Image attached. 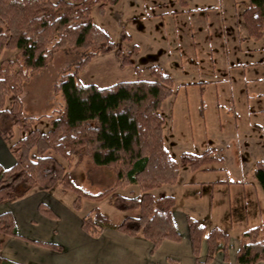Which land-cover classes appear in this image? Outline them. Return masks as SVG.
Returning a JSON list of instances; mask_svg holds the SVG:
<instances>
[{"label": "trees", "instance_id": "16d2710c", "mask_svg": "<svg viewBox=\"0 0 264 264\" xmlns=\"http://www.w3.org/2000/svg\"><path fill=\"white\" fill-rule=\"evenodd\" d=\"M121 0H0V57L4 50H16L15 59L0 63V137L9 142L15 163L7 168L0 164V205L20 199L35 190L73 192V208L83 207L84 199H108L125 214L115 221L95 206L82 219V229L99 237L105 228H113L132 237H142L153 243L152 254L161 243L182 240L173 219L176 204L173 195L157 197L152 190L164 184H174L180 166L208 169L215 161L214 148L201 154L183 152L180 160L172 157L164 143L166 118L164 101L173 92L172 77L158 66H151L155 79L137 78L100 87L83 83L80 73L100 54L115 51L122 66L133 60L120 43L110 40L97 25L92 12L100 13ZM250 37L264 35V0H247L243 12ZM124 40L129 36L122 34ZM69 50L82 54L73 71L63 75L55 87L64 99L58 116L50 115L51 128H33L35 117L24 111L23 84L30 74L46 69L53 52ZM10 97V102H8ZM16 128L22 132L15 138ZM76 156L77 161H76ZM87 156L90 165L87 177L103 187L98 194L79 187L71 178L69 164H77ZM253 176L264 189V159L259 160ZM137 185L124 194L119 189ZM39 211L50 217L59 215L41 202ZM190 238L196 264H209L218 252L225 263L230 262V234L214 227L207 234L206 226L188 217ZM9 237L62 251L61 244L35 240L22 235L11 211L0 213V248ZM208 242L206 259H200L202 241ZM173 260V259H172ZM264 261V222L242 233L237 251V264ZM0 264H21L0 256Z\"/></svg>", "mask_w": 264, "mask_h": 264}, {"label": "rangeland", "instance_id": "374dc122", "mask_svg": "<svg viewBox=\"0 0 264 264\" xmlns=\"http://www.w3.org/2000/svg\"><path fill=\"white\" fill-rule=\"evenodd\" d=\"M131 1L121 0L109 11L107 7L103 14L95 7L92 18L107 32L111 41L120 43L123 50L131 55L133 64L116 67L112 63L105 66L104 63H100V60L94 61L82 80L99 82L97 79H104V82L99 83L106 85L115 83L116 79L133 77L148 79L151 76L155 78L150 67H160L174 80V92L162 105V111L167 119L164 124L165 139L169 142V137L173 136L179 143V148H173L175 150L173 153L177 155L181 149L188 150L189 148L204 152L217 144L219 145L218 154L224 156L222 165L226 167V170L224 173L215 174L216 178L229 177L231 181L250 178L256 180L253 170L257 162L264 159V64L251 69L243 65L239 70H233L229 69L227 64L217 61V59L220 60V56L217 58L215 54L211 55L210 52L204 51V49L207 50L208 44L210 49L213 48V53H216V47L219 52L223 47L228 54L229 43L224 39L222 41V38L228 39L229 36L223 34L222 27L227 28L229 21L233 25L238 21L241 16L240 9L242 5H245L246 9L247 0H241L239 5L236 0H194V3L199 5L198 7H208L204 8L205 13L202 15H194L202 17L201 19L204 18L208 23L203 24V27H206L205 33L198 32L193 35L191 32L188 36L183 33L185 37H183L182 47L180 46L181 39L177 40L171 32L175 24L173 22V26L170 27V18L164 17L165 15L160 16L162 12L159 16L154 15L153 18L147 14H151L152 9H156L155 5H149L151 1L159 3L160 7L165 5L163 7L165 9L185 6V0H168L167 4L164 0H135L134 6H131ZM140 12L144 14L137 15ZM243 12L241 18L247 31ZM119 13L122 16H119ZM185 14L181 17L189 25L191 17L189 13ZM238 26L240 28V22ZM123 33L129 35L125 40ZM233 41L239 42L236 39ZM247 45L255 49L252 51V58L264 60V35L258 39L252 37ZM206 52L208 56L204 57ZM201 55L204 59L200 57ZM82 56L80 53H72L69 50L54 51L48 67L30 74L29 80L23 84L24 111L27 116L35 117L33 128H39L42 131H48L51 128L50 115L58 116L64 107V99L60 93H57L55 87L65 73L75 69ZM223 56L227 58L225 54ZM228 57L233 56L228 54ZM15 58L16 50H4L0 63L5 59ZM250 76H257L258 80L248 85L244 92L243 89H239L237 83H240L242 78ZM10 100L8 97V102ZM21 134L19 128H16L14 139L20 138ZM195 144L197 145L193 146ZM77 158L76 156V160ZM60 159L65 165L70 166L71 178L79 187L93 194L102 191L101 185L90 182L87 177V168L84 165L75 166L74 163L70 165L65 159L61 157ZM85 162L87 161L84 160L83 163ZM227 188L225 187L226 192ZM234 189L236 191H233ZM231 190L232 197L242 194L239 187ZM119 191L129 194L128 189H119ZM63 193L61 187L57 186L49 194L63 198ZM156 193L161 194L162 191H156ZM67 197L72 198L75 195L69 192ZM35 199H40V197L35 196ZM95 206L115 221H119L125 214L111 204L107 198L99 202L84 199L82 213L87 214ZM226 206H228L227 201H225ZM253 209L252 207L250 212H253ZM235 216L237 217L238 213L235 212ZM240 227L242 226L237 228ZM47 242L60 244L54 241Z\"/></svg>", "mask_w": 264, "mask_h": 264}, {"label": "crops", "instance_id": "0c3cea01", "mask_svg": "<svg viewBox=\"0 0 264 264\" xmlns=\"http://www.w3.org/2000/svg\"><path fill=\"white\" fill-rule=\"evenodd\" d=\"M164 1L166 4L168 3V0ZM151 2L149 5H155L156 9H152L151 14L148 13L147 16L153 18L154 15L157 14L159 16L160 12H162L163 14L160 16L165 15L164 17L170 18V27L173 26V22L175 24L171 32H173V36L177 40L181 39V47L185 35L188 36L191 32L193 35H196L198 32L200 34L205 33L206 27H203V24L208 23V21L204 18L201 19L202 17L194 16L205 13V7H198L199 5L194 3V0H185V6L168 7L165 9H163L165 5L160 7L159 3ZM240 2L241 0H236L237 5ZM131 3V6H134L136 2L132 0ZM137 4L140 5L139 1H137ZM194 4L196 6H192ZM113 6H108V11ZM242 6L239 12L241 15L239 18L240 21L238 19L234 25L229 21L230 23H227V28L225 26L222 27L223 34L229 36L228 39L222 38V41L223 39L228 41V54L233 57H228V54L225 52L227 50L223 47L220 52L216 47V53H213V48L210 49L208 44L207 50L203 48L204 51L210 52L211 55L215 54L217 58L220 56V60L217 59V61L227 64L228 68L233 70H239L243 65H247L251 69L264 64L263 59L257 60L251 57L252 51H255V49L247 45V42L252 37L249 36L248 29L246 31L241 18L243 9H245V5ZM185 13H189L191 17V24L189 23V25L181 17L186 15ZM139 14L143 15L144 13H137V15ZM119 16H122V14L119 13ZM239 22L240 28L238 26ZM233 39L239 40V42H234ZM208 53L206 52L204 57H207ZM224 54L227 58L223 56ZM200 57L203 58L202 55ZM99 60L105 66L112 63L116 67H122L115 51L100 54L92 59L85 71L80 75L81 80L86 75L89 66L94 61ZM134 79L136 78L116 79V82ZM148 79L155 78L151 76ZM97 80L104 82V79ZM257 80V76L242 78L241 82L237 83V86L246 92L248 85H251L252 82H257ZM82 82L84 81L82 80ZM99 82L91 80L84 83H93L100 87L112 84L108 83L104 85V83L101 84ZM216 93H218L217 90ZM164 143L172 157L177 161L180 160L183 152H192L195 154H201L203 152L189 148L188 150H178V154L175 155L173 148H179L178 141L173 136H170L168 142L164 136ZM211 147L214 148V156L218 159L206 164L205 167L208 169H192L189 165L183 164L180 166L179 177L176 183L164 184L152 190V193L157 197L173 195L176 198V204L172 209V213L176 227L182 235L181 241L176 242L166 239L152 254L153 243L151 241L142 237L129 236L113 228H105L99 237L91 236L82 229V219L85 215L82 213V209L79 211L73 209L72 203L74 197H67L69 192H64L62 194L63 198L59 195L54 196L49 194L55 187L51 190H35L20 199L3 203L0 205V213L11 211L14 214L18 231L22 235L35 240L54 241L62 244L64 249L60 252L54 251L19 237H9L0 248V256H4L21 264H196V256L193 253L188 226V217L192 216L206 226L207 234L214 227H219L230 234V262L225 263L223 253L218 252L209 264H237L236 257L242 233L248 230V228L250 229L264 222V189L260 184H256L258 183L256 180L251 178L237 181H231L229 177L226 179L216 178L214 175L219 172L224 173L226 167L222 165L224 163V156L218 154L219 145L216 144ZM84 160L87 161L85 163H88V165L83 163ZM219 160L222 161L220 162ZM15 161L16 159L9 148V142L0 137V164L9 168ZM79 165H84L88 168L90 165L89 158L80 159L75 166ZM225 187H228L227 192L225 191ZM234 187H239L242 194L232 197L231 189ZM126 189H128L129 193L131 190L136 194L139 193L137 185H132ZM156 191H162V193L158 194ZM233 191L236 190L234 189ZM35 196H39L40 199H35ZM95 201L99 202L103 201V199ZM225 201L228 203L226 207ZM41 202L51 206L59 217L52 219L43 215L38 209ZM252 207L254 208L253 212H250V210L252 211ZM235 212L238 213L237 217L235 216ZM238 226L242 227L237 228ZM207 254L208 242L204 239L202 241L200 259H206ZM256 264H264V261Z\"/></svg>", "mask_w": 264, "mask_h": 264}]
</instances>
